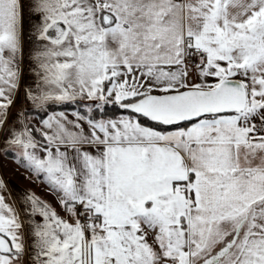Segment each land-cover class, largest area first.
<instances>
[{"label": "snow or ice", "instance_id": "6c2138e0", "mask_svg": "<svg viewBox=\"0 0 264 264\" xmlns=\"http://www.w3.org/2000/svg\"><path fill=\"white\" fill-rule=\"evenodd\" d=\"M8 159L0 264H264V0H0Z\"/></svg>", "mask_w": 264, "mask_h": 264}, {"label": "crops", "instance_id": "0c3cea01", "mask_svg": "<svg viewBox=\"0 0 264 264\" xmlns=\"http://www.w3.org/2000/svg\"><path fill=\"white\" fill-rule=\"evenodd\" d=\"M30 3V0H28ZM35 16L32 14L31 8L28 9L27 15L25 18V26L28 31L27 37V49L31 50L36 47V41L34 39L33 26L37 24ZM31 65H25V74L22 79V84L27 87L33 83V75L31 72ZM26 107L21 100L18 99L16 108H13V112H16L19 108ZM11 118V117H10ZM0 176H3L9 192L12 194V199H16L17 196L23 195L24 192L34 191L36 194L42 196L44 199L50 201L54 205L56 201L53 196L48 194L46 188L39 184L38 181H35L32 178L31 173L25 171L23 168H18V166L11 160L0 161ZM26 243L28 242V232L25 231Z\"/></svg>", "mask_w": 264, "mask_h": 264}]
</instances>
